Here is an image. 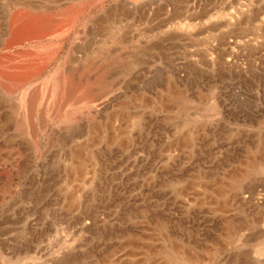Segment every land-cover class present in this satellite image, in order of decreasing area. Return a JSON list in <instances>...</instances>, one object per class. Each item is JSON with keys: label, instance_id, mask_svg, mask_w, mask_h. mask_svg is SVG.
<instances>
[{"label": "rangeland", "instance_id": "374dc122", "mask_svg": "<svg viewBox=\"0 0 264 264\" xmlns=\"http://www.w3.org/2000/svg\"><path fill=\"white\" fill-rule=\"evenodd\" d=\"M263 60L264 0H0V264H264Z\"/></svg>", "mask_w": 264, "mask_h": 264}, {"label": "crops", "instance_id": "0c3cea01", "mask_svg": "<svg viewBox=\"0 0 264 264\" xmlns=\"http://www.w3.org/2000/svg\"><path fill=\"white\" fill-rule=\"evenodd\" d=\"M28 13L27 19H24V21L22 19L17 27L20 28L19 30L23 35H26L24 38L29 40L39 39L56 30V23L53 18L50 19L49 16H44L39 12ZM12 36L14 37L15 33Z\"/></svg>", "mask_w": 264, "mask_h": 264}, {"label": "bare ground", "instance_id": "6f19581e", "mask_svg": "<svg viewBox=\"0 0 264 264\" xmlns=\"http://www.w3.org/2000/svg\"><path fill=\"white\" fill-rule=\"evenodd\" d=\"M242 10H243V9H242ZM239 13H240V12H239ZM240 14H241V15H244L243 12H241ZM240 14L238 15V14H236V13L234 12V13L231 14V16L229 17V19L232 20L233 22L236 21V19H237V21H238V20H239V17H241ZM240 19H241V18H240ZM231 42H233V41H231ZM237 42H239V41H237ZM237 42H236V43H237ZM239 43H240V42H239ZM122 44H123V43H122ZM240 45H241V44H240ZM123 46H124V45H123ZM125 46H126V45H125ZM112 48H113V47H112ZM103 49H104V48H103ZM108 51H109V50H108ZM115 51H116V50H115ZM213 57H215V56H211V57H209V60L212 61V62H213V60H214ZM261 58H262V57H261ZM262 59H263V58H262ZM209 60H208V61H209ZM119 61H120V60H119ZM181 62H182V61H181ZM212 62H211V63H212ZM233 62H234V61H233V58H232V57H229V58L226 59V61H225L226 64H225V65H227V64H228V65H232ZM263 62H264V60H263ZM216 63H217V62H216ZM223 64H224V63H223ZM112 69H113V68H112ZM112 69H111V70H112ZM61 70H62V69H61ZM103 72H104V71H103ZM108 73H109V72H108ZM102 75H103V74H102ZM103 76H104V75H103ZM101 77H102V76H101ZM104 77H106V76H104ZM65 78H66V77H65ZM67 78H68V77H67ZM97 78H98V76H97ZM58 79H59V78H58ZM101 79H104V78H101ZM65 80H66V79H65ZM72 80H73V79H72ZM74 80H75V79H74ZM86 81H87V80H86ZM105 81H106V80H105ZM76 82H77V81H76ZM87 82H88V81H87ZM87 82H86L87 85H86V84H84V85H86V87H89L90 84L87 83ZM103 82H104V80H103ZM70 83H71V82H70ZM72 83H73V82H72ZM113 83H114V82H113ZM56 84H58V83L56 82ZM62 84H64V83H62ZM82 84H83V83H82ZM105 84H106V83H105ZM115 84H116V83H115ZM66 85H67V84H66ZM79 85H81V84H79ZM93 85H94V84H93ZM96 85H97V84H96ZM100 85H102V84H100ZM90 86H91V85H90ZM55 87H56V86H55ZM69 87H70V86H69ZM71 87H72V86H71ZM79 87H80V86H79ZM83 87H84V86H83ZM86 87H85V88H86ZM91 87H92V86H91ZM107 87H108V86H107ZM80 88H81V87H80ZM103 88H104V87H103ZM111 88H112V87H111ZM64 89H65V88H64ZM66 89H68V88H66ZM89 89H90V87L88 88V90H89ZM55 90H56V89H55ZM62 90H63V89H62ZM99 90H100V89H99ZM110 90H111V89H110ZM63 91H64V90H63ZM106 91H107V90H106ZM61 92H62V91H61ZM89 92H90V91H89ZM86 93H87V92H86ZM98 93H99V92H98ZM59 94H60V93H59ZM93 94H94V93H93ZM107 94H108V93H107ZM71 95L75 97V95H73V93H71ZM76 95H78V94H76ZM84 96H85V95H84ZM67 97H68V96H67ZM69 97H70V96H69ZM79 97H80V96H79ZM72 98H73V97H72ZM77 98H78V97H77ZM81 99H82V98H81ZM81 99H80V100H81ZM86 99H87V98H86ZM66 100H67V99H66ZM72 100H73V99H72ZM78 100H79V99H78ZM72 105H73V104H71V106H72ZM73 106H74V105H73ZM68 112H69V111H68ZM66 115H67V114H66ZM67 116H68V115H67ZM179 250H180V249H179ZM179 250H178V251H179ZM180 253H181V252H180ZM179 255H180V254H179Z\"/></svg>", "mask_w": 264, "mask_h": 264}]
</instances>
